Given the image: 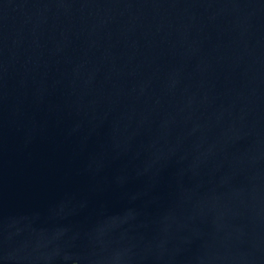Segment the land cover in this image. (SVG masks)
Returning <instances> with one entry per match:
<instances>
[{"label": "water", "instance_id": "1", "mask_svg": "<svg viewBox=\"0 0 264 264\" xmlns=\"http://www.w3.org/2000/svg\"><path fill=\"white\" fill-rule=\"evenodd\" d=\"M0 264H264V0H0Z\"/></svg>", "mask_w": 264, "mask_h": 264}]
</instances>
